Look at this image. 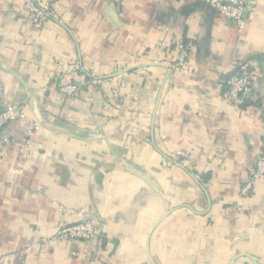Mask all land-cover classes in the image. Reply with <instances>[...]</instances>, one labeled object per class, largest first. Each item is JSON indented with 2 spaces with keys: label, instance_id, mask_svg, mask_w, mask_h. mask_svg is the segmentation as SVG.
Wrapping results in <instances>:
<instances>
[{
  "label": "crops",
  "instance_id": "1",
  "mask_svg": "<svg viewBox=\"0 0 264 264\" xmlns=\"http://www.w3.org/2000/svg\"><path fill=\"white\" fill-rule=\"evenodd\" d=\"M35 1L41 29L0 0V109L26 115L2 130L0 264H264V178L239 194L264 147V0L242 29L201 0ZM240 62L256 105L223 99ZM74 63L103 83L61 77ZM86 218L100 240L55 237Z\"/></svg>",
  "mask_w": 264,
  "mask_h": 264
},
{
  "label": "built area",
  "instance_id": "2",
  "mask_svg": "<svg viewBox=\"0 0 264 264\" xmlns=\"http://www.w3.org/2000/svg\"><path fill=\"white\" fill-rule=\"evenodd\" d=\"M116 5L123 0H112ZM173 2L174 0H166ZM212 10L222 17L233 22L239 29H242L247 23V15L256 9L253 0H201ZM52 4L48 1L37 2L35 0H24L22 11L26 13L35 29H41L44 21L52 12ZM191 47L183 40L176 41L172 48V66L174 70H185L189 65V54ZM237 71L226 80V89L223 93V99L235 106L243 105L245 102L256 105L258 96L253 87V72L249 63H238ZM80 71L79 65L74 63L70 70L62 71L60 76H66L67 72ZM88 86H99L103 83L102 78L90 77L86 74ZM60 91L68 96L75 95L78 87L74 83H68L60 87ZM26 115L21 107L7 106L0 109V144H8V139L2 136V130L5 126L19 119H25ZM36 128V127H35ZM163 165L167 161L163 160ZM264 178V156L260 155L254 164V168L249 178L240 186L239 194L242 198H248L253 194L258 180ZM55 237L59 239L90 241L92 239H101L102 232L91 218L75 223H63L56 230Z\"/></svg>",
  "mask_w": 264,
  "mask_h": 264
},
{
  "label": "trees",
  "instance_id": "3",
  "mask_svg": "<svg viewBox=\"0 0 264 264\" xmlns=\"http://www.w3.org/2000/svg\"><path fill=\"white\" fill-rule=\"evenodd\" d=\"M78 73V75H82V76H84V78L88 81V79H89V77L84 73V72H81V71H77ZM261 155H263L264 156V147H263V149H262V153H261Z\"/></svg>",
  "mask_w": 264,
  "mask_h": 264
},
{
  "label": "water",
  "instance_id": "4",
  "mask_svg": "<svg viewBox=\"0 0 264 264\" xmlns=\"http://www.w3.org/2000/svg\"><path fill=\"white\" fill-rule=\"evenodd\" d=\"M237 69H238V66H237L232 72H230V73L227 75L226 79H228L229 77H231V76L237 71Z\"/></svg>",
  "mask_w": 264,
  "mask_h": 264
}]
</instances>
